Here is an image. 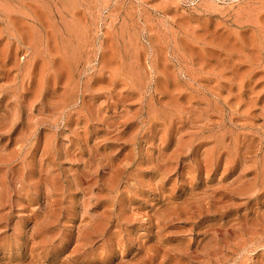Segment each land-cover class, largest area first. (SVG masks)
<instances>
[{
    "label": "rangeland",
    "instance_id": "374dc122",
    "mask_svg": "<svg viewBox=\"0 0 264 264\" xmlns=\"http://www.w3.org/2000/svg\"><path fill=\"white\" fill-rule=\"evenodd\" d=\"M0 264H264V0H0Z\"/></svg>",
    "mask_w": 264,
    "mask_h": 264
}]
</instances>
